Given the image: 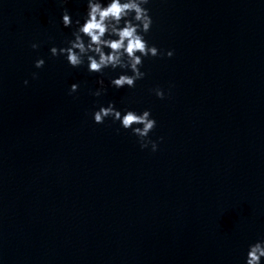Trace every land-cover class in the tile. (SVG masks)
Wrapping results in <instances>:
<instances>
[{"label":"water","instance_id":"95a60500","mask_svg":"<svg viewBox=\"0 0 264 264\" xmlns=\"http://www.w3.org/2000/svg\"><path fill=\"white\" fill-rule=\"evenodd\" d=\"M146 7L145 38L174 54L116 89L119 69L49 52L72 38L62 10L82 17L85 0H0V264H244L264 238V0ZM110 100L151 109L155 152L93 122Z\"/></svg>","mask_w":264,"mask_h":264},{"label":"clouds","instance_id":"9594fccd","mask_svg":"<svg viewBox=\"0 0 264 264\" xmlns=\"http://www.w3.org/2000/svg\"><path fill=\"white\" fill-rule=\"evenodd\" d=\"M65 3L66 0H60ZM86 12L82 17L72 18L67 8L61 12L60 22L64 27H73L71 39L65 46L59 48L55 45L49 48L52 56H62L72 67L86 65L88 72L103 73L105 69L119 71L110 77L109 84L116 88L135 87L137 80L142 79L146 73L142 70L145 57L167 56L174 54L173 49H160L150 44L145 38L149 32L153 19L146 5L150 0H85ZM39 45L31 44L33 49ZM45 59L39 57L34 60V66L41 68ZM38 74L33 72L32 77ZM25 85L28 79L23 81ZM100 87L92 92L100 96L106 89L104 80L98 79ZM79 84H70L69 94L77 91ZM159 98H164L165 90L157 86L152 89ZM91 117L94 123H103L107 118L113 122L118 121L119 126L130 130L137 137L139 146L149 148L155 152L158 142L151 138L149 133L156 127L157 120L151 114V109L145 108L137 111L134 108L120 109L114 101L107 105L100 104L95 108ZM158 139H163L162 137ZM244 264H264V238L250 243L247 248Z\"/></svg>","mask_w":264,"mask_h":264}]
</instances>
